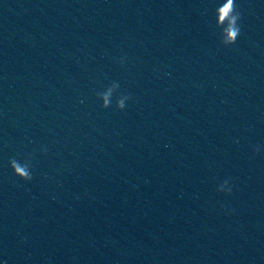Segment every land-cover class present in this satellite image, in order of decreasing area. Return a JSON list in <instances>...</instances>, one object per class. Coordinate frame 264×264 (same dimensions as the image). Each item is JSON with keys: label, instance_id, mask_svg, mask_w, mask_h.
<instances>
[{"label": "clouds", "instance_id": "9594fccd", "mask_svg": "<svg viewBox=\"0 0 264 264\" xmlns=\"http://www.w3.org/2000/svg\"><path fill=\"white\" fill-rule=\"evenodd\" d=\"M215 26L220 30V43L224 47H230L234 45L241 35V25L240 21L242 19V13L240 12L235 0H224V2L215 8ZM123 58L120 63L123 64ZM120 85L117 81H113L110 86H108L103 92H98L97 98L103 100L101 107L103 109H108L112 105V99L114 94L119 89ZM131 96L127 94H122L116 99V109L123 111L126 108V101L130 100ZM42 153L47 152L46 147L41 148ZM260 152V146H257L253 150V158ZM34 153H28L23 162L15 157L9 159V167L11 168L13 174L18 177L21 181L30 182L33 179L32 161L34 159ZM222 184L229 185L227 191H223L221 187H217L218 192H224L226 195L232 193V187L230 186V180L225 179L221 182ZM230 212H234L230 210Z\"/></svg>", "mask_w": 264, "mask_h": 264}]
</instances>
